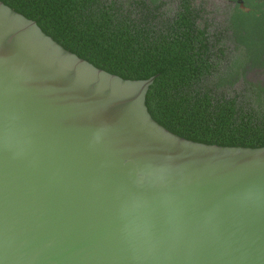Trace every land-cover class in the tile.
Segmentation results:
<instances>
[{"label": "water", "instance_id": "1", "mask_svg": "<svg viewBox=\"0 0 264 264\" xmlns=\"http://www.w3.org/2000/svg\"><path fill=\"white\" fill-rule=\"evenodd\" d=\"M147 80L0 2V264H264V147L181 138Z\"/></svg>", "mask_w": 264, "mask_h": 264}, {"label": "trees", "instance_id": "2", "mask_svg": "<svg viewBox=\"0 0 264 264\" xmlns=\"http://www.w3.org/2000/svg\"><path fill=\"white\" fill-rule=\"evenodd\" d=\"M0 2L97 69L133 81L157 76L145 105L171 133L264 147V3L218 23L194 0Z\"/></svg>", "mask_w": 264, "mask_h": 264}, {"label": "rangeland", "instance_id": "3", "mask_svg": "<svg viewBox=\"0 0 264 264\" xmlns=\"http://www.w3.org/2000/svg\"><path fill=\"white\" fill-rule=\"evenodd\" d=\"M195 4H204L207 8L210 17L216 19V22L221 23L230 10V4L225 0H194ZM252 80H261L262 77L256 73L249 76Z\"/></svg>", "mask_w": 264, "mask_h": 264}, {"label": "flooded vegetation", "instance_id": "4", "mask_svg": "<svg viewBox=\"0 0 264 264\" xmlns=\"http://www.w3.org/2000/svg\"><path fill=\"white\" fill-rule=\"evenodd\" d=\"M230 4L229 14L233 11H240L244 13H250L252 11H256L261 9V5L264 3V0H225ZM207 11V8H206Z\"/></svg>", "mask_w": 264, "mask_h": 264}]
</instances>
